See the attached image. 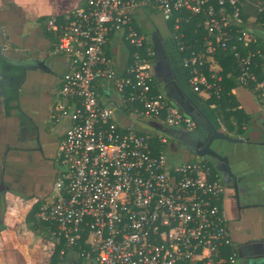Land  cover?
I'll use <instances>...</instances> for the list:
<instances>
[{"label":"built area","instance_id":"obj_1","mask_svg":"<svg viewBox=\"0 0 264 264\" xmlns=\"http://www.w3.org/2000/svg\"><path fill=\"white\" fill-rule=\"evenodd\" d=\"M151 10L173 25L195 92L220 97L219 59L232 56L239 85L253 87L264 108V0H86L49 17L58 37L50 54L69 61L52 110L55 124L70 123L57 149L61 171L36 212L40 225L49 223L42 230L56 244V264L238 263L221 204L225 185L211 162L170 160L157 150L156 132L133 121L196 126L153 93L155 52L138 20ZM195 17L203 34L188 44L182 27ZM114 35L125 48L122 67L109 46Z\"/></svg>","mask_w":264,"mask_h":264},{"label":"crops","instance_id":"obj_2","mask_svg":"<svg viewBox=\"0 0 264 264\" xmlns=\"http://www.w3.org/2000/svg\"><path fill=\"white\" fill-rule=\"evenodd\" d=\"M85 2L86 0H0L2 51L7 56L29 64L33 60L41 62L40 66L27 69L26 79L20 90V104L10 114L5 112L3 99L0 98V170L5 159L10 163L30 162L41 157L39 148L49 147L46 136L54 125L49 120V108L55 100L61 76L67 71L69 61L67 57L50 54L56 43V35L47 28L46 20L51 16H62L83 6ZM248 8L255 11L251 4ZM144 18L147 20L145 28L153 24V29L157 27L155 30L161 33L163 45L160 52L164 53L168 59V67L173 70L166 72L167 75L164 76L170 80L167 83V80L157 78L154 64L153 72L158 81V90L179 108L177 103L190 111H197L196 104L200 114L207 115L216 129L241 139H217L214 146L219 148L221 159L211 155L204 157L211 162L224 182H227L232 246L238 254L237 264H246L245 260L258 254L255 244L264 239V108L253 87L236 86L233 91L238 100V108L248 115L249 123L241 120L243 123L240 128L236 126L234 130L228 131L216 115L214 105L208 103V97L195 92L191 87L183 65L184 54L177 39L167 29L166 20L158 12L149 15L142 11L138 20L143 21ZM149 41V46L156 53L151 37ZM109 46L121 58L122 67L126 56L120 37L112 36ZM156 61L155 59V63ZM99 84L101 88H110L111 96L118 99L111 83L101 81ZM106 92L105 95L110 97V93ZM201 117L210 127L207 119L202 115ZM64 124L66 130L70 123L65 121ZM181 151L183 154L187 153L186 159L181 162L201 157L185 148ZM8 175L6 172L5 189H0V264H52L57 254L56 244L41 228H34L35 223L30 220L36 201L32 196L37 194V182H14L11 181L12 176ZM32 186L34 194H25L24 187ZM17 192H22L24 196Z\"/></svg>","mask_w":264,"mask_h":264},{"label":"trees","instance_id":"obj_3","mask_svg":"<svg viewBox=\"0 0 264 264\" xmlns=\"http://www.w3.org/2000/svg\"><path fill=\"white\" fill-rule=\"evenodd\" d=\"M155 11V10H151ZM264 17V16H263ZM196 20H194L191 24H184L182 27V30L186 33V37L184 38L186 43L188 44H196L195 39L196 36H200L203 33L195 32V29L197 28L196 22L198 18L195 17ZM167 29L171 32L173 31V25L166 21ZM140 28V27H139ZM142 31V28H140ZM56 42H57V36ZM177 41L179 42L178 38ZM148 45V44H147ZM110 48V47H109ZM221 63L224 66V91L220 97L216 96L215 94H212L208 96V103L211 105H214L213 109L216 113V115L222 120L223 124L227 128L228 131L234 130L236 126H239V128L242 126V121L246 123H249L248 115L244 114L242 110L238 108V100L236 97V94L234 93L233 89L239 85L238 83V73L234 70L235 67V59L232 56H229L227 58H220L219 59ZM31 68L29 62H24L23 60H19L10 56H7L2 51V48L0 47V98L3 99L5 112L7 114H10L14 108H17L20 104L19 95L20 90L25 82L26 77V71L27 69ZM187 70V69H186ZM231 72L229 76H227V73ZM187 74L189 77V73L187 70ZM155 87L153 89V93H159L157 86V79L155 78ZM162 93V92H160ZM168 99V98H167ZM170 102V101H169ZM171 103V102H170ZM154 133V132H153ZM154 139L156 140V148L157 150L165 149L166 150V143L161 141V137L154 133L153 134ZM37 205L32 211H31V217L30 220H33V223L35 225L34 228H46L49 226V223L47 222H41V225L39 224V220L37 218L36 212L38 210ZM57 254L55 255V258L52 261V264H56L57 262ZM78 264H83L82 260L78 262Z\"/></svg>","mask_w":264,"mask_h":264},{"label":"flooded vegetation","instance_id":"obj_4","mask_svg":"<svg viewBox=\"0 0 264 264\" xmlns=\"http://www.w3.org/2000/svg\"><path fill=\"white\" fill-rule=\"evenodd\" d=\"M157 28V27H156ZM154 28L151 32H150V37L152 38V34L155 31ZM173 37H174V33L172 32ZM149 37V39H150ZM175 38V37H174ZM155 59H156V53L154 54V63H155ZM36 62V63H34ZM40 66L41 62H37L36 61H31L30 67L34 68L35 66ZM161 71L163 72V77L167 75V66L163 65L161 67ZM165 79L167 80V83L170 81L168 80V77ZM55 101V100H54ZM54 101L50 104V108H49V120L51 122V124L53 126V129L50 130V133L47 134V139H48V144L49 147H41L39 148V150L41 151V157L39 159L36 160H30L29 161H25V162H21V163H10L9 161L6 162V159L4 161V164L2 165V169L0 170V189H5L4 186V182L5 181V174L6 172L9 174L8 176H12V180H14V182H37L35 180V176L37 175L36 173H38V175H42V173L40 172V168L43 170H47L48 172L51 173V177L49 179L50 182V187L46 188V190L37 193L36 195L33 193V191H35L34 187H24L26 190H24V193L28 194V195H32L34 194L32 197L36 198L35 201V205L33 207V209L45 198L49 197L51 195V193L53 192L54 189V183L56 178L58 177L60 171H61V166L60 163L58 161L57 158V149H58V144L60 142L61 137L63 136L64 132H65V124L64 122L61 124H55L54 121L52 120V110H53V104ZM196 126L193 129H188L186 127H178V129H180L178 132L175 133V140L178 141H184V142H188V143H192L195 145H204L205 142H207L208 138L210 137L212 131L211 128L204 122V120L202 119L201 115L196 114ZM57 125V128H56ZM55 126V127H54ZM165 126L167 129H173L175 127H171V126H167V125H163ZM33 133V132H32ZM169 144L173 147H178L181 148L180 145H178L177 143L175 144L172 140L167 139ZM14 146V145H12ZM12 149H14V147H12ZM9 151V150H8ZM29 159V158H27ZM42 160V161H41ZM214 167V166H213ZM27 168V170H26ZM34 171H36V173H34ZM220 175V174H219ZM222 182L225 185V189L224 192L222 194V198H221V204H222V208L224 209V211L226 212L227 215V220H228V226L230 229V217H229V210H228V203H229V195L227 192V187L226 184L227 182H224L223 178L220 176ZM9 181V182H11ZM229 183V182H228ZM8 187V186H6ZM14 191V190H13ZM37 191V190H36ZM17 193H21L22 192H17ZM23 195V194H22ZM24 196V195H23ZM31 198V197H30ZM233 240V239H232Z\"/></svg>","mask_w":264,"mask_h":264},{"label":"water","instance_id":"obj_5","mask_svg":"<svg viewBox=\"0 0 264 264\" xmlns=\"http://www.w3.org/2000/svg\"><path fill=\"white\" fill-rule=\"evenodd\" d=\"M152 39H153V43H154L155 50H156V60H157L155 63V74L159 80L166 81L165 77H163V72L161 71V67L163 65L167 66V73L169 71L172 72L173 70H171L168 67L169 66L168 59L165 58L164 53L160 52L162 45H163L161 33L158 30H155L152 34ZM174 77L176 78L175 75ZM177 104L178 106H180V108H182V110H184V112L188 113L193 118H196L197 117L196 114H199V115H202L204 118H206L207 121L209 122L212 133L210 137L208 138L207 142H205L203 146L202 145L198 146V145L188 143V142L186 143L183 140L182 141L175 140L174 139L175 133L180 130L178 128L167 129L165 126L157 122H154V121L147 122V121L141 120L136 117L133 118V121L136 124H139L143 128L156 132L159 135L166 136L167 139H170L175 144L177 143L178 145H180L181 149L185 148L199 156L211 155L218 159H221L219 148H216L214 146L215 141L217 139L226 140V141L241 140V139L230 136L226 132L219 131L218 129H216V127L211 123L207 115L200 114V111L198 110V106L196 104L195 106H196L197 111L196 110L190 111L188 108H184L180 103H177ZM255 247H257L256 249L259 250L258 254H255L249 259L245 260L246 264H264V239L259 244H255Z\"/></svg>","mask_w":264,"mask_h":264},{"label":"rangeland","instance_id":"obj_6","mask_svg":"<svg viewBox=\"0 0 264 264\" xmlns=\"http://www.w3.org/2000/svg\"><path fill=\"white\" fill-rule=\"evenodd\" d=\"M146 18H144V25H146L147 20L145 21ZM139 22H141L139 20ZM149 24V23H148ZM147 24V25H148ZM153 30V24H149L148 28L143 29V31L150 36V32ZM171 32V31H170ZM172 33V32H171ZM204 97H208L206 94H204ZM125 122H128V120L126 118H124ZM166 152L169 155L170 159H172L175 162H181L183 160L186 159V155L187 153H182L181 148L178 147H173L169 144V142L166 143ZM27 170V168H26ZM40 172L42 173V169L40 168ZM34 173H36V171H34ZM37 175L35 176V180L37 181V193H40L44 190H46V188L50 187V182L49 179L51 177V173L48 172L47 170H44V174L43 175H38V173H36ZM85 264V263H83Z\"/></svg>","mask_w":264,"mask_h":264}]
</instances>
